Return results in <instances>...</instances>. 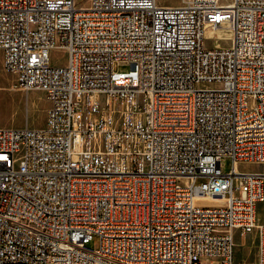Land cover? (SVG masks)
I'll list each match as a JSON object with an SVG mask.
<instances>
[{
	"label": "built area",
	"instance_id": "built-area-1",
	"mask_svg": "<svg viewBox=\"0 0 264 264\" xmlns=\"http://www.w3.org/2000/svg\"><path fill=\"white\" fill-rule=\"evenodd\" d=\"M85 1L0 0L11 86L50 103L0 128V264H235L236 233L264 264V172L239 169L264 164V0Z\"/></svg>",
	"mask_w": 264,
	"mask_h": 264
},
{
	"label": "rangeland",
	"instance_id": "rangeland-1",
	"mask_svg": "<svg viewBox=\"0 0 264 264\" xmlns=\"http://www.w3.org/2000/svg\"><path fill=\"white\" fill-rule=\"evenodd\" d=\"M185 0H158L159 3L168 5H180ZM230 0H221L227 3ZM86 0L84 4H87ZM205 46L208 48H227L232 44V31L228 27H221L216 31L207 29L204 38ZM53 64L67 62V52L61 48H54L51 51ZM130 65L115 63L114 69L128 71ZM13 76L4 70L3 55L0 51V128H22V127H42L46 122V109L49 107V100L45 92L38 89L22 91L12 88ZM204 88H217L216 84L203 85ZM111 106H115L111 103ZM232 168V159L222 157L221 169L227 173ZM240 170L264 172V164L241 163ZM208 178L198 176L195 184H201ZM257 217L259 223H264V201L258 203ZM241 238L236 233L235 264H256L258 260V244L255 233H250L246 245H241ZM99 238L95 235L88 243L91 248H96Z\"/></svg>",
	"mask_w": 264,
	"mask_h": 264
},
{
	"label": "bare ground",
	"instance_id": "bare-ground-1",
	"mask_svg": "<svg viewBox=\"0 0 264 264\" xmlns=\"http://www.w3.org/2000/svg\"><path fill=\"white\" fill-rule=\"evenodd\" d=\"M203 200H205L206 202H209L210 204H220V199L218 197H214V198H202ZM258 220V217H257Z\"/></svg>",
	"mask_w": 264,
	"mask_h": 264
},
{
	"label": "crops",
	"instance_id": "crops-1",
	"mask_svg": "<svg viewBox=\"0 0 264 264\" xmlns=\"http://www.w3.org/2000/svg\"><path fill=\"white\" fill-rule=\"evenodd\" d=\"M23 91V90H22ZM48 109V108H47ZM47 109H46V111H47Z\"/></svg>",
	"mask_w": 264,
	"mask_h": 264
}]
</instances>
